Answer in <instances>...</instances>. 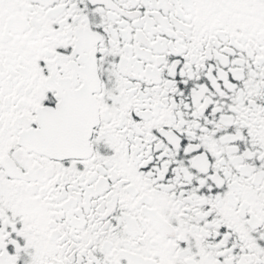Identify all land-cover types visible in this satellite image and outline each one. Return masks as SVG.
<instances>
[{
    "label": "snow or ice",
    "instance_id": "obj_1",
    "mask_svg": "<svg viewBox=\"0 0 264 264\" xmlns=\"http://www.w3.org/2000/svg\"><path fill=\"white\" fill-rule=\"evenodd\" d=\"M0 264H264V0H0Z\"/></svg>",
    "mask_w": 264,
    "mask_h": 264
}]
</instances>
